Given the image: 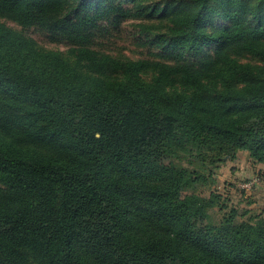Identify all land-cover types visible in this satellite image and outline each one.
Listing matches in <instances>:
<instances>
[{
  "label": "trees",
  "instance_id": "trees-1",
  "mask_svg": "<svg viewBox=\"0 0 264 264\" xmlns=\"http://www.w3.org/2000/svg\"><path fill=\"white\" fill-rule=\"evenodd\" d=\"M127 2L176 58L214 53L118 59L91 48L98 21L127 17L115 0H0L73 46L0 23V264H264V217L214 224L212 195H182L200 175L185 163H264V0Z\"/></svg>",
  "mask_w": 264,
  "mask_h": 264
},
{
  "label": "rangeland",
  "instance_id": "rangeland-1",
  "mask_svg": "<svg viewBox=\"0 0 264 264\" xmlns=\"http://www.w3.org/2000/svg\"><path fill=\"white\" fill-rule=\"evenodd\" d=\"M115 3L128 11L127 17L116 18L111 14L98 21L97 27L92 31V49L118 59L160 61L173 66L181 63L197 66L206 54L214 53V47H208L202 54L187 53L176 58L179 50L168 47L169 45L163 42L164 37H146L141 32L140 25L152 24L155 33L160 32L164 35L166 30L159 29L161 22L155 16L145 19L144 15H138L136 5L127 0H115ZM0 23L21 32L33 40L38 48L44 50L67 55L73 47L63 36L52 34L39 26H24L2 15H0ZM217 25L226 26L227 23L218 21ZM152 39L155 43L149 45ZM233 55L237 56V54ZM239 60L254 63L249 55L239 56ZM256 163L249 157L248 152L243 150L238 151L232 159L226 158L215 169L205 168L201 164L190 166L185 163L191 169H197L200 175L194 186L183 190L182 195H188L192 191L205 198L212 195L217 206L208 210L207 220L214 224L218 223L230 209L237 211L238 221L262 218L264 217V163ZM252 178L257 180L255 185L251 189H242L241 184Z\"/></svg>",
  "mask_w": 264,
  "mask_h": 264
},
{
  "label": "built area",
  "instance_id": "built-area-1",
  "mask_svg": "<svg viewBox=\"0 0 264 264\" xmlns=\"http://www.w3.org/2000/svg\"><path fill=\"white\" fill-rule=\"evenodd\" d=\"M256 181H257L256 178L246 180L244 183L241 184V188L242 189H251L255 185Z\"/></svg>",
  "mask_w": 264,
  "mask_h": 264
},
{
  "label": "crops",
  "instance_id": "crops-1",
  "mask_svg": "<svg viewBox=\"0 0 264 264\" xmlns=\"http://www.w3.org/2000/svg\"><path fill=\"white\" fill-rule=\"evenodd\" d=\"M257 164V163H256Z\"/></svg>",
  "mask_w": 264,
  "mask_h": 264
}]
</instances>
